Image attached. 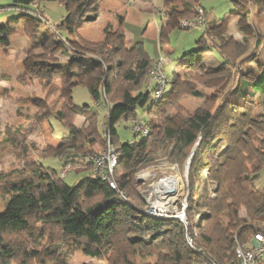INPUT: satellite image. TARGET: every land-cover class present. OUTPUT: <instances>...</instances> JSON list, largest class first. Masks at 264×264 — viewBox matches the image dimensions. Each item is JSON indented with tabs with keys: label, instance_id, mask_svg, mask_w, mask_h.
<instances>
[{
	"label": "trees",
	"instance_id": "1",
	"mask_svg": "<svg viewBox=\"0 0 264 264\" xmlns=\"http://www.w3.org/2000/svg\"><path fill=\"white\" fill-rule=\"evenodd\" d=\"M40 1L14 0V5L23 12L36 7L33 10L37 13ZM102 1L63 0L67 15L60 25H53L54 29L61 37V29L77 34L84 24L98 19ZM232 1L235 7L225 20L254 13L258 24L263 23L264 0ZM166 4L174 12L193 16L191 19L196 18L200 10L205 14L198 48L180 61V67L187 64L203 67L207 53H218L221 64L213 74L204 73L205 83L218 78L234 79L236 75H241L243 80L232 86L216 108L209 103L186 116L171 99L173 89L155 102V87L148 84L155 61L143 43L127 46L122 18L117 31L114 32L110 24L105 27L103 42L90 44L79 39L83 50H89L94 58L79 73H73L72 78L88 88L95 103H103L108 109L103 125L110 137L100 132L99 115L88 106H68L72 117L82 116L88 121L86 131L71 127L72 120L63 111L59 113V121L69 129L70 135L62 139L67 148L60 152V146L57 147L53 156L65 160L63 169L69 165L88 169L85 178L71 185L61 177L62 169L45 167L42 159L32 162L30 147L19 144L16 132L6 129V140L16 148L19 159H25L27 178L13 184L8 191L13 198L25 199L22 208L0 213V264H66L67 254L73 250L105 258L108 264H138L137 257L150 256L156 257V264H192L194 261L205 264L208 258L221 264H237V246L252 248L254 236L264 233V189L256 186L264 167V147L260 145L258 132L264 129V64L257 73L247 68L251 63H258L262 34L256 27L258 39L253 54L237 65L233 42L228 36H224L222 43L215 40V22L210 21L208 11L200 3L166 0ZM62 41L60 45L65 47ZM0 44L8 45L6 36L0 35ZM237 66L243 68L242 72L236 71ZM28 73L39 74L41 79L62 76L58 68L44 71L32 67ZM168 78L172 87L176 85L175 95H180L183 83L179 73L173 79ZM190 95L202 97L197 91ZM139 107H147L150 115L147 121L139 119ZM171 107L176 109L174 114L170 112ZM164 110L169 114L160 116ZM121 119L141 120L149 129L146 138L134 133V137L141 140L137 144L139 151H148V162L154 160L153 151L163 145L170 147L167 148L170 160L183 162L197 145L189 170L190 197L186 211L190 230L197 233L195 248L188 244L185 227L179 220L158 218L144 210L146 203L137 191L133 171L118 177L124 158L131 159L128 160L130 171L141 162L140 153L130 155L134 150L131 142H120L116 124ZM90 135L94 138L90 139ZM85 139L91 142L96 139L105 146L110 142L117 148L122 160L113 175L116 189L111 188L88 161L91 152L82 153L80 144ZM243 207L247 208V217L239 216ZM256 264H264V258Z\"/></svg>",
	"mask_w": 264,
	"mask_h": 264
},
{
	"label": "rangeland",
	"instance_id": "2",
	"mask_svg": "<svg viewBox=\"0 0 264 264\" xmlns=\"http://www.w3.org/2000/svg\"><path fill=\"white\" fill-rule=\"evenodd\" d=\"M199 1L200 0H196L197 3H200ZM229 1L230 0H201V3L210 11L212 9L213 12L217 11L215 14L223 19L224 14L222 11L227 8ZM151 3L152 2H150V4ZM12 4L13 0H0V32L2 33H7L14 26V18L18 16V11L11 7ZM250 4L251 7L254 6L253 3ZM157 5L159 10L164 9V0H158ZM33 8L35 7H31L32 10L25 11L26 16L40 25V34L44 33L46 35L45 44H41V47H34L23 54L24 59H28L25 62L22 61L23 56L21 57L23 67L20 61L16 64V62L12 60V62L6 64V69L0 71V213L6 212L10 208H22L21 206L25 199L13 198L11 197V192L8 193V191L13 184L27 178V173L24 171L25 167L23 160L25 159H19L16 148L6 140V129L16 132L15 135L19 144L24 143L31 149L33 148V150L30 148L28 149V152L32 155V162L42 159L41 163L45 167H50L56 171L62 169V172L69 167V170L65 173L64 180L71 185H75L85 178L88 175V169L77 165L74 168L69 165L63 169L62 166L66 163L65 160L53 156V152L57 147L60 146V152H63L67 148V145L62 139L70 135L69 129L61 125L59 113L63 111L66 117L72 120L71 127L79 131H86L89 126L88 121L82 116L72 117L68 111V106L73 104L81 107L88 106L91 111L97 112L99 115L100 132L103 133L104 136H107V138L110 137L103 132V124L108 118V109L103 103H95L88 88L82 84L78 85L75 78H72L73 73H79L83 66L88 65L91 62L90 60L94 58V55H92L89 50H83L84 48H82L79 39L90 44L103 42L105 39V27L102 32L101 29L98 30L99 34L101 35L102 33L103 36L101 41L96 42L84 39L77 33L72 36L75 39L74 41H62L65 47H61L60 41L62 38L59 33L56 30H52L51 27H53V25H60L61 20L66 15L65 5H63L61 0L40 1V11L45 13L49 20L41 16L38 17ZM150 13L153 14V12ZM145 14H147L148 17L152 16V14L148 12ZM161 15L163 16L164 13H161ZM192 17L193 16L188 14L180 21ZM217 24L220 27H224L227 31H223V33L216 31V29L218 30L219 28ZM217 24H215L216 27L214 25L213 28L214 38L221 43L224 42V36H228L231 39L234 45L235 63H237V65L241 64V62L253 54L252 52L254 51L255 43L258 39L256 29V27H258L262 34L261 39L263 41V47L258 56L260 57L258 63H251L247 65V68L256 70V73L260 71V66L264 64V21L258 24L256 14L253 13L249 17L240 16L232 21L224 19L223 23ZM111 26L114 32L119 29L114 28L113 25ZM60 33H62L65 38H67L69 34L65 29H61ZM202 34L203 28L201 26H195L191 30H185L181 29L179 25L176 27L173 26L168 32L163 34L165 37L164 41H162V46L165 47L163 57L168 62L164 66V72L168 77L173 79L175 71L178 70L177 72L180 75V80L183 83V89L180 95H175L177 90L176 85L173 87L170 85L167 92H171L172 89L174 90L171 99L182 108L183 114L186 116L194 114L201 107L209 106V103L214 104L216 108L232 86L237 85L238 81L243 80L240 78L241 75L238 77L236 75L238 73H236L234 79L218 78L211 79L208 84L205 83L207 76L205 77L204 73L213 74L221 64V57L218 53H213V56L212 53H207L203 67H198V65H196L194 68L192 64H187L184 68L180 67V61H182L187 54L192 55L193 52L197 50L196 39L199 40ZM29 36L34 41L36 40V36L33 34L30 33ZM40 37L38 42L40 41ZM147 43L149 53L151 49L154 53H157L156 58L151 56L152 60L155 62L160 60L162 56L160 53L158 54L157 44L155 42L150 44L149 42ZM216 59L220 60V62L216 61ZM32 67L44 71L50 70L51 68H58L62 76H51L48 79H41L39 74L35 75L28 73ZM241 69L243 68L237 66L236 71L239 72ZM246 78L245 76L244 79ZM64 82L65 87H63ZM193 91L200 92L202 97L197 98L190 95ZM259 100L260 98L258 97V101ZM146 110L147 107H139L137 109L140 114L139 119L147 121L150 115H148V111ZM170 112L174 114L176 109L171 107ZM152 114H154V112ZM167 114H169V112L164 110L160 116H166ZM160 116L158 117L159 120H161ZM157 123H160V121ZM262 124L264 126V118ZM130 126L131 120L128 122L125 119H121L116 124L118 136L121 143L131 142L134 150L130 151V155L133 156V154L140 153L141 162H139L136 167H132L133 169L131 168L130 171L129 161L131 159L128 157L124 158L122 161L124 166H121L123 172L120 170L118 172V177L126 172L133 171V176L138 183L137 191L143 201L144 197H148L149 190H152L153 196L156 195V199L160 201H165V197L168 194L169 197H176L175 191L177 189H174V191L173 186H171L169 190L158 191L156 193L155 189L164 180L166 181L179 177L182 184L180 196H185L186 192L189 190L190 168L188 170V162L192 152L183 162L179 160L172 161L169 159L167 153V148L169 146L163 145L161 148L153 151L154 160L148 162V151L146 153H144L142 149L139 151L137 144H139L141 140L134 137V133L129 128ZM258 132L261 141L260 145L264 147V129H259ZM89 138L91 139L94 137L90 135ZM80 145L83 149L82 153L91 152V155L92 153H100L111 145L119 156L118 164L121 162V155L118 153L117 148L110 142L108 146H105V144L100 143L96 139L92 142L89 139H85L84 143ZM243 147H245V145H243ZM195 148L197 149V145ZM43 156L46 158H40ZM115 171L116 168L114 172ZM256 186L264 189V167L256 179ZM159 192L162 195H160ZM144 210L147 212L146 206ZM247 214V208L243 207L239 216L247 217ZM197 218L200 219V216ZM67 255L69 258L66 264H108L107 259L87 256L80 250H73ZM136 259L138 264H156L157 261L156 257L153 256L146 259L137 257ZM55 260L56 256L54 255V261ZM57 264L61 263L58 262ZM192 264L203 263L194 261Z\"/></svg>",
	"mask_w": 264,
	"mask_h": 264
},
{
	"label": "crops",
	"instance_id": "3",
	"mask_svg": "<svg viewBox=\"0 0 264 264\" xmlns=\"http://www.w3.org/2000/svg\"><path fill=\"white\" fill-rule=\"evenodd\" d=\"M122 1L103 0L100 3V14L98 19L95 22L84 24L78 30V34L84 39H88L96 42L101 41L103 36L102 33L101 35L99 34L98 30L101 29L102 32L104 27H106V25L108 24L113 25V27L116 29L120 28V20L122 18L123 30L126 35L128 47H132L136 43H143L150 57L152 56L156 58L157 53H154V51L151 49L150 50L151 54H150L148 51V43H147L149 42L150 44L155 42L158 47V54L160 53L161 56L163 57L164 49H165V47L162 46L163 45L162 41H164L165 39L163 34L168 32L170 28H172L173 26L176 27L179 21L185 16V14L172 11L170 7L166 4V0H164V6H163L164 9L162 10L161 9L159 10L158 8L157 5L158 0H122ZM61 2L63 3V0H61ZM150 2L152 3L150 4ZM199 2L202 5L201 0ZM11 7L15 8L18 11V16L16 15H15L16 17L13 16L15 17L14 18L15 21L13 22L14 26L7 33L0 32V35H4L8 39V45H0V71L6 69L7 68L6 64L7 63L9 64L10 62H12V60L16 62V64L20 61L23 67V64L21 62V57L23 56V54L27 51H30L34 47H39V46L41 47V44L42 45L45 44V39H46V35L44 33L40 34L41 33L40 25L34 22L33 20H31L30 18H28L26 16V13L23 12V10L21 9V7L14 5V0ZM234 7L235 4L233 3L232 0H230L227 8L222 11L224 14L223 19L219 18L215 14V12L217 11L213 12V9L210 11L209 9L205 7L204 8L208 11V17L210 18V21H214L215 24L217 23L220 24L223 23L225 17ZM147 12L149 14H152L150 12H153L152 16L148 17V15L145 14ZM161 13H165V15L162 16ZM66 15H67V11H66ZM42 16L46 18V20H49V18H47L45 13H43ZM63 19L61 20V22L63 21ZM218 27L219 28L218 30L216 29V31H220L221 33H223V31L224 32L227 31L224 27H220L219 25ZM30 33L36 36L35 41L29 36ZM68 33L69 34L67 38H65L62 35V33H60L62 35L61 38L64 41L67 40L74 41L75 39L72 36L76 34L70 32ZM39 37H40V41H39L40 43L38 42ZM197 42L198 40L196 39V46H197ZM259 58L260 57L257 58V62L259 61ZM26 60L28 59L27 58L24 59L23 56L22 61L26 62ZM216 61L220 62V60L217 59ZM177 71L178 70L175 71V74L178 73Z\"/></svg>",
	"mask_w": 264,
	"mask_h": 264
},
{
	"label": "built area",
	"instance_id": "4",
	"mask_svg": "<svg viewBox=\"0 0 264 264\" xmlns=\"http://www.w3.org/2000/svg\"><path fill=\"white\" fill-rule=\"evenodd\" d=\"M37 10V16L42 17V11H40V7ZM204 22L205 14L203 10H200L196 18L184 19L180 21L178 25L181 29L191 30L195 26H201ZM51 29L55 30L54 27H51ZM167 63L168 62L164 59V57H161L160 60L154 63L153 68L150 71L148 84L154 85L155 87L153 94L155 102L160 101L164 97L168 87L170 86V80L164 72V66ZM130 129L133 133L138 134L140 138H146L149 135V129L141 123V120H131ZM103 132L104 134H107L104 126ZM88 161L92 162L95 165L96 171L98 172L100 177L104 181L108 182L111 188H117V183L114 180L113 175L114 170L119 163V156L116 150L111 145H109V147H107L100 153H94L90 155L88 157ZM68 168L61 173V177L65 176V173L69 170ZM213 185L214 187L217 186L216 184ZM148 192V197H144L147 213L158 218L179 220L185 227L188 244L191 248H195L196 243L194 237L197 236V233L190 230V221L188 220L186 214V211L188 209V197L190 191L188 190V192H186L185 196H183V199L178 204L174 201H170L168 203H166L165 201L161 202L160 200L156 199V195L153 196L152 190H149ZM160 195L162 194L160 193ZM167 196L168 195H166V197ZM212 197H215L214 193H212ZM235 253L237 264H256L259 259L264 258V233H258L254 236L252 240V248L237 246ZM205 264L221 263H219L216 259L208 258Z\"/></svg>",
	"mask_w": 264,
	"mask_h": 264
},
{
	"label": "bare ground",
	"instance_id": "5",
	"mask_svg": "<svg viewBox=\"0 0 264 264\" xmlns=\"http://www.w3.org/2000/svg\"><path fill=\"white\" fill-rule=\"evenodd\" d=\"M166 96V95H165ZM164 96V97H165ZM163 97V98H164ZM171 186H173L174 188H173V190L174 189H177L175 192V196L176 197H165L166 199H165V202L166 203H168V202H170V201H181L182 199H183V196L181 197L180 196V192L182 191V184H181V180H180V178L179 177H177V178H175V179H171V180H166V181H163L158 187H156V192H158V191H165V190H169V188H171ZM175 187H177V188H175ZM172 190V189H171ZM170 190V191H171ZM160 193V192H159ZM171 193V192H170ZM169 195V194H168ZM181 197V198H180ZM161 202H163V201H161ZM179 202H175V203H179Z\"/></svg>",
	"mask_w": 264,
	"mask_h": 264
},
{
	"label": "water",
	"instance_id": "6",
	"mask_svg": "<svg viewBox=\"0 0 264 264\" xmlns=\"http://www.w3.org/2000/svg\"><path fill=\"white\" fill-rule=\"evenodd\" d=\"M195 152H196V148L192 151V154H191L190 160H189V162H188V170H189V168H190V166H191V161H192V159H193V157H194Z\"/></svg>",
	"mask_w": 264,
	"mask_h": 264
},
{
	"label": "clouds",
	"instance_id": "7",
	"mask_svg": "<svg viewBox=\"0 0 264 264\" xmlns=\"http://www.w3.org/2000/svg\"><path fill=\"white\" fill-rule=\"evenodd\" d=\"M179 24V23H178Z\"/></svg>",
	"mask_w": 264,
	"mask_h": 264
}]
</instances>
